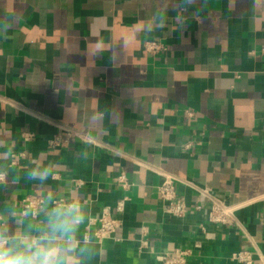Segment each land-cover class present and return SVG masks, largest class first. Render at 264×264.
Masks as SVG:
<instances>
[{
	"label": "crops",
	"instance_id": "obj_1",
	"mask_svg": "<svg viewBox=\"0 0 264 264\" xmlns=\"http://www.w3.org/2000/svg\"><path fill=\"white\" fill-rule=\"evenodd\" d=\"M148 39L165 50L147 53ZM0 95V152L24 151L21 166L40 155L63 165L45 186L13 172L0 205L70 185L90 219L110 209L123 226L94 242L91 264H161L155 253L173 247L191 248L190 264H239L243 251L264 264V0H0ZM65 129L91 141L52 149ZM24 131L36 140L23 143ZM162 173L211 191L238 227L167 215ZM179 193L209 203L188 185Z\"/></svg>",
	"mask_w": 264,
	"mask_h": 264
},
{
	"label": "clouds",
	"instance_id": "obj_2",
	"mask_svg": "<svg viewBox=\"0 0 264 264\" xmlns=\"http://www.w3.org/2000/svg\"><path fill=\"white\" fill-rule=\"evenodd\" d=\"M193 3L194 0H186ZM63 165L40 155L20 165L14 146L0 152V186L16 173V181L45 186ZM87 202L70 185L48 187L41 196L23 204L9 200L0 205V264H91L96 255L87 229Z\"/></svg>",
	"mask_w": 264,
	"mask_h": 264
},
{
	"label": "built area",
	"instance_id": "obj_3",
	"mask_svg": "<svg viewBox=\"0 0 264 264\" xmlns=\"http://www.w3.org/2000/svg\"><path fill=\"white\" fill-rule=\"evenodd\" d=\"M165 48V45L158 40L148 39L144 43L145 51L151 55H158L162 53ZM5 104H8L6 99L0 95V107ZM9 104V106L15 107L12 103ZM35 118L39 121H46L45 119H41L39 117ZM56 126L58 128V125ZM65 131L67 132L68 137L65 141L62 140L58 132L49 139L48 144L52 149L60 148L64 143H68L70 139L77 138L83 142L91 141V139H89L86 135H81L67 129H65ZM19 137L23 143L29 144L36 140V133L32 131H24L19 134ZM15 154L17 156L18 163L21 165V162L26 157L25 152L22 151ZM161 178L162 181L158 186V199L167 215L181 220L188 215L203 212L206 214L207 223L209 225H223L230 228L238 227L239 224L235 218L234 208L226 204L221 199L213 196L211 191L208 189L200 188L199 186L186 182L185 180L179 179L178 177L168 173H162ZM114 181L123 191H129L133 185L132 181L125 173L118 174ZM75 184L79 187L82 185V182L76 181ZM182 184L192 187L200 197L207 198L209 203H200L199 201L191 203L187 202L179 193V186ZM33 196L36 195H27L21 200L20 204H23L26 199H30ZM128 201L129 198L127 196L122 197L116 206V213L122 214ZM122 226L123 221L116 217L114 213L107 208L104 209L98 217L88 221L87 229L91 232L93 241L97 244H102L105 241L114 239L117 231ZM200 230L202 235H204L205 226H201ZM149 234V229L147 227H142L141 246L138 248L140 255L143 252V248L147 245V238ZM192 256L193 250L191 248L183 247H173L171 249L155 253V257L161 264H190ZM253 258V254L248 251L239 252L232 256V259L239 264H252Z\"/></svg>",
	"mask_w": 264,
	"mask_h": 264
}]
</instances>
